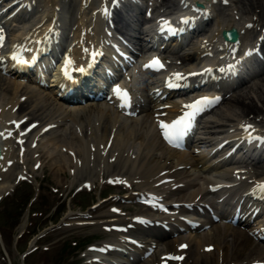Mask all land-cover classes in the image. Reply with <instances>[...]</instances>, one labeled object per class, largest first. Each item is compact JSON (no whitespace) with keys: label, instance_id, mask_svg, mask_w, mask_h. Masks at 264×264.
Masks as SVG:
<instances>
[{"label":"bare ground","instance_id":"1","mask_svg":"<svg viewBox=\"0 0 264 264\" xmlns=\"http://www.w3.org/2000/svg\"><path fill=\"white\" fill-rule=\"evenodd\" d=\"M30 1V0H29ZM77 1V7L76 10L78 11H82L83 9H81V1L82 0H75ZM91 1L90 6L92 7V3L94 0H89ZM194 1H200V2H204L207 5L204 6L205 4H203V7H199L198 10L200 9H209L210 12H212L214 14L215 12V8H214V1L216 0H185L184 2L181 3V5H185L186 8L190 7ZM234 0H231L230 3H233ZM254 1V2H253ZM238 2H242V0H238ZM51 7V10H53L54 6H59V15H61V13L65 14L67 16L69 10L67 9L66 6V0H49L47 1L46 5H49ZM235 4V3H234ZM213 5V7H211ZM216 5V4H215ZM221 5V4H220ZM219 6V4H218ZM222 6V5H221ZM261 6V7H260ZM93 8V7H92ZM92 8L90 10H92ZM247 8V13L242 11L239 9V7L236 5L232 6L231 9L227 8V10L230 11V13H226L228 14L229 18H223L221 19V21H217L215 22V26L213 27V29L210 32V35H212V39L216 36H220L219 34L221 33V31L223 29H228L231 28L232 26L236 28L237 32L240 34L239 36V40L238 43H235L234 45L236 46H240L239 42L242 41L243 39L245 40L246 38H248L249 36L254 35V27L257 24V22L260 20V15L261 14H256V16H254L253 14L248 13V11H255L257 8L259 12H261V10L263 11L264 9V0H248V7ZM50 9V8H48ZM236 9L237 12L233 13V10ZM209 12V14H210ZM236 14H239V18L237 17ZM212 16V14H210ZM210 16V18H211ZM209 18V19H210ZM82 23H79V26H81ZM98 25V20L94 23V26L97 27ZM264 74V71L262 72ZM11 87H13V91L16 92L18 90V86L17 84H15L14 82L11 81H6V78L2 77L0 75V93L3 90H8ZM239 89L237 91H235V94L229 98V100H231V102L237 106L236 110H227L225 108V110L222 109V111L219 113V117L222 120H226V119H240L243 116H246L245 114L248 111H257L259 108L256 106L255 101H259L260 102V106H262L264 108V77L260 78L258 82L256 83H252L250 85H246L243 87H238ZM22 89V87L20 88ZM25 91V90H23ZM249 94V96H248ZM38 98H35L33 100H36ZM45 101V100H44ZM32 102V101H31ZM46 103L43 102V104L39 107V110L44 112V110H46L45 107ZM93 109V108H92ZM229 109V108H228ZM87 110V109H86ZM85 110V111H86ZM103 114H105L108 117H110L112 119L113 122H117L120 119L119 115H116L112 110H110V108H103ZM65 116L62 113H58L56 112L55 116ZM150 116L148 114H144L142 116H140L139 118H129V119H124L122 120V123L124 125L127 124V129L130 131V129L132 127H134L135 129L133 130V134L138 136V139H144L146 141V149L149 152H152L154 149L156 150H160L161 152H165V153H171V150H169L167 148L166 145H164L159 137V134H157L156 130H155V125L152 123L151 118H149ZM225 117V118H224ZM119 118V119H118ZM149 118V119H148ZM208 122H210V119L207 120ZM211 123H215V120H211ZM129 122V123H128ZM107 126V130L106 132L109 131V122L106 125ZM124 132H122L123 134ZM50 142H48L49 144ZM57 144V143H56ZM172 153H177L176 151L172 152ZM60 155H63L62 153H60ZM182 155V154H180ZM50 166H52L53 164H49ZM49 166V168H51ZM64 169V166L61 164L57 170V171H61ZM162 169V168H161ZM58 176V175H57ZM57 176L55 177V180L57 181L58 178ZM7 183V181H5ZM8 187V186H7ZM5 183H0V193H2L4 191V189L7 188ZM200 188H203L202 186H199ZM190 195L189 190H187L183 195ZM216 233L218 234V236H220V234H224L226 233V227L222 226V225H218L217 227H215ZM228 234V233H226ZM241 236H243L241 238ZM201 238L203 237L202 241H209V237L208 235H204V236H200ZM232 243L233 244H237L238 246H241L243 243L244 245L245 242H249V244H251L250 239H248V237H246L242 232L237 231V230H233L232 232ZM242 239L239 241V239ZM218 240V239H216ZM206 245V244H204ZM243 246V245H242ZM227 253V250H229L228 248H225ZM196 258V257H195ZM261 258V257H259ZM263 259V257L261 258ZM215 261V252H210V253H206L203 254V256H201L200 258H196L194 260L193 264H210L211 262Z\"/></svg>","mask_w":264,"mask_h":264},{"label":"rangeland","instance_id":"2","mask_svg":"<svg viewBox=\"0 0 264 264\" xmlns=\"http://www.w3.org/2000/svg\"><path fill=\"white\" fill-rule=\"evenodd\" d=\"M229 2H230V0H229ZM234 5H236V6L238 5L236 0H234L233 3H231V6L229 5L225 8H221L218 11V13L220 14V18L221 17L229 18L228 14H226V13H228L230 11L227 10V8L231 9V7ZM245 5L246 6L248 5V0H242V2L239 3V7L241 9L243 8V9L247 10V8L243 7ZM262 21H264V14L262 16L261 22ZM248 96H249V94H248ZM255 104L259 108L257 111H261L262 109H264L262 106H260L259 101H255ZM226 106L229 107L228 110H233V109L236 110V108H237V106H234L232 103H228V104H226ZM26 188H27V186L24 187L19 193H15L14 198L8 197L5 200V202L3 203V205H4L3 206L4 207L3 212H0V222L2 224L6 225V227H7L5 229V231L2 230L3 235L0 238V246L2 245L1 246L2 248H6V249H3L4 252L9 251V257L11 259L10 264H20V259L17 258V256H16L17 254L15 255V252H14V250H16V249L20 250V247H14L13 242H11V236L14 232L13 226H16L17 222L20 219V216H21L20 214L24 212V207L22 205L23 201L26 200L27 197H30L32 195V193H30V192L24 193V190H27ZM52 197H53V195L48 194L45 197L47 199V201L40 202L37 200L36 202L33 203L32 208L37 210L39 208L42 209L44 207H47L50 203H52V200H51ZM88 203H90V198L81 197L80 199H74V201L71 202V204H72L71 207H74L73 204H75L76 207H78L80 205L86 206V204H88ZM28 206H29V204L27 205V207ZM12 213H16V215L13 216ZM30 220L31 221L34 220V223H37L39 225H41V222H43V218H41V217H38L36 219H30ZM46 224H47V221L43 222L42 225L45 226ZM71 233L78 235L80 232H78L74 229H70V230L60 231L58 233H54L51 235L55 240H58L62 237H65V238L69 237L71 235ZM227 240H229V239H227ZM58 245L60 246V243ZM237 248L241 249L239 247H237ZM236 250L237 249L234 248V254H236L238 256V258H240L242 256V251H241V253H238V252H236ZM63 252L64 251H62L61 249L60 250H54V251L50 252L49 254L43 255V257L45 258V261L43 263H41L39 261L33 262L34 261V259H33V260L29 261L28 264H30V262H33L32 264H45V263L46 264H59V263H61V264H73V262L71 261L73 255L71 253L64 255ZM40 255H42V253H39L38 255H36V257H39ZM43 257H41L40 259H42ZM65 258H67V259L65 260ZM61 261H63V262H61Z\"/></svg>","mask_w":264,"mask_h":264},{"label":"snow or ice","instance_id":"3","mask_svg":"<svg viewBox=\"0 0 264 264\" xmlns=\"http://www.w3.org/2000/svg\"><path fill=\"white\" fill-rule=\"evenodd\" d=\"M187 22L186 20L184 21ZM167 23V22H165ZM3 37L0 36V40H2ZM152 65H159L158 60H153L151 62ZM162 67V65H161ZM176 79H181V74L177 73L175 74ZM114 94H116L121 100H122V107L128 106V95L126 92H122L119 88L114 89ZM219 98H201L199 100L194 101L192 104L186 105L185 107L190 109V111L186 112L183 116L178 118L177 120L173 121L171 124H164L161 123L160 127L163 130V135L165 139L169 143H173L175 141H179L183 135L185 134V131L190 127V121L191 119L198 113L202 106L213 103L214 100H218ZM250 127V126H246ZM258 187L264 191V184L258 185ZM185 247V246H182ZM176 259H183L182 257H176Z\"/></svg>","mask_w":264,"mask_h":264},{"label":"water","instance_id":"4","mask_svg":"<svg viewBox=\"0 0 264 264\" xmlns=\"http://www.w3.org/2000/svg\"><path fill=\"white\" fill-rule=\"evenodd\" d=\"M231 35H232V38H233V37H234V38L236 37V34L234 33V31L231 32Z\"/></svg>","mask_w":264,"mask_h":264}]
</instances>
